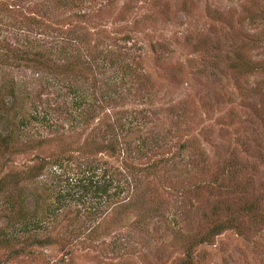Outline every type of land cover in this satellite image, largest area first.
<instances>
[{
  "label": "rangeland",
  "instance_id": "rangeland-1",
  "mask_svg": "<svg viewBox=\"0 0 264 264\" xmlns=\"http://www.w3.org/2000/svg\"><path fill=\"white\" fill-rule=\"evenodd\" d=\"M0 133V264H264V0H0Z\"/></svg>",
  "mask_w": 264,
  "mask_h": 264
},
{
  "label": "trees",
  "instance_id": "trees-1",
  "mask_svg": "<svg viewBox=\"0 0 264 264\" xmlns=\"http://www.w3.org/2000/svg\"><path fill=\"white\" fill-rule=\"evenodd\" d=\"M34 119L35 116H32ZM10 136L9 134L4 135V133H0V146L4 149L9 147L10 143ZM108 149H112V145H107ZM43 167V164H38L37 168L40 169ZM96 168L94 165H88L86 168H83L81 171V176L77 179L78 183H74V187L78 188L79 183L81 182L84 186L86 184L83 183L84 179L82 177L87 176L88 178H92V174H94ZM17 175V174H16ZM12 173H7L2 176H0V203L3 205V207H0V212L2 216H6L8 218V222L5 223L4 227H11L12 229L9 231L8 234L3 233L0 235V245L5 243H12L15 240L14 233L22 234V242H41L45 238H39L36 236L35 231L39 228V223L37 218L32 216H29L28 211L23 207V204L21 202L22 197L21 195H14L9 197L11 194L6 193L5 183L7 182V179H12V177L16 176ZM103 179V190L107 187L110 188V193H114L115 191L119 192V189H122V185L120 182L115 181L112 174L106 173L105 170L102 171L101 176L99 177ZM89 184V183H88ZM93 184V183H92ZM101 186H96V183L94 181V184L89 186V188H92L93 190L95 188H99ZM87 188V187H86ZM59 202V196L56 197ZM63 198V197H62ZM60 198V199H62ZM63 201V200H62ZM18 206V210H15V206ZM20 207V209H19ZM24 210V211H22ZM15 214V215H14ZM55 215V208L52 210H49L48 216L52 217Z\"/></svg>",
  "mask_w": 264,
  "mask_h": 264
}]
</instances>
